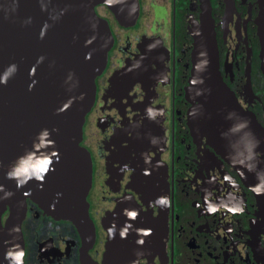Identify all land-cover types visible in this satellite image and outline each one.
<instances>
[{
  "label": "flooded vegetation",
  "instance_id": "flooded-vegetation-1",
  "mask_svg": "<svg viewBox=\"0 0 264 264\" xmlns=\"http://www.w3.org/2000/svg\"><path fill=\"white\" fill-rule=\"evenodd\" d=\"M137 5L132 23L95 6L112 45L80 143L91 157L93 239L27 198L21 243L3 235L0 263L20 264L22 249V264H108L112 227L140 212L150 235L140 237L135 264H264V0ZM204 28L213 33L217 71L239 118L258 124L261 146L248 155L223 150L189 124L192 32ZM9 214L7 206L1 226Z\"/></svg>",
  "mask_w": 264,
  "mask_h": 264
},
{
  "label": "water",
  "instance_id": "water-1",
  "mask_svg": "<svg viewBox=\"0 0 264 264\" xmlns=\"http://www.w3.org/2000/svg\"><path fill=\"white\" fill-rule=\"evenodd\" d=\"M98 4L120 23H132L137 15V0H0V217L7 206L10 213L5 226L0 223L4 246L3 235L21 243L27 198L47 215L94 237L86 201L91 157L80 143L95 78L112 45L107 21L95 12ZM192 36L189 124L223 150L240 148L248 155L261 146L258 124L248 115L239 118L223 86L213 33L204 28ZM14 170L22 172L20 178L9 176ZM27 176L32 178L25 182ZM134 218L112 227L108 264L136 263L137 243L150 234L140 212ZM5 252L0 249V258ZM16 256L22 264V249Z\"/></svg>",
  "mask_w": 264,
  "mask_h": 264
},
{
  "label": "clouds",
  "instance_id": "clouds-1",
  "mask_svg": "<svg viewBox=\"0 0 264 264\" xmlns=\"http://www.w3.org/2000/svg\"><path fill=\"white\" fill-rule=\"evenodd\" d=\"M5 82H6V81H5ZM21 175H22V172L19 171V170H14V171H12V172L9 173V176H10V177H15V178H20ZM31 178H32L31 176H27V177L25 178V182H26L27 179H31ZM38 178H41V179H42V177H38ZM257 191H258V193H259V189H258ZM210 210H211V211H214V209H210ZM240 211H242V209H240Z\"/></svg>",
  "mask_w": 264,
  "mask_h": 264
}]
</instances>
